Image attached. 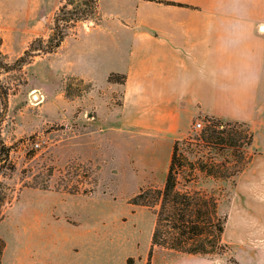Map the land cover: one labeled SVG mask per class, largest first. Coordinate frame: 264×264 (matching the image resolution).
<instances>
[{
  "label": "rangeland",
  "instance_id": "374dc122",
  "mask_svg": "<svg viewBox=\"0 0 264 264\" xmlns=\"http://www.w3.org/2000/svg\"><path fill=\"white\" fill-rule=\"evenodd\" d=\"M66 1L0 0L2 58L13 63L35 38L48 39L54 31L56 14ZM254 3L255 17H264L261 0ZM102 17L98 8L96 18L69 23L67 36L56 51L36 52L21 69L0 73L10 88L9 107L0 130L5 142L13 146L11 158L17 165L13 173L0 178L12 196L1 209L5 213L1 220L7 215L15 220L42 211L67 213L107 227L111 237L117 231L114 229L120 228L118 232L125 235V241L138 249L130 258L134 263L149 259L157 215L155 209L132 201L143 188L164 186L171 149L165 133L141 132L139 124L122 120V82L108 79L95 84L77 75L85 66L92 40L103 34L98 30ZM262 23L259 21L255 29L264 38ZM95 44L101 46L99 54L103 56L102 43ZM107 58V54L105 61L99 58V69L109 70ZM118 74L119 78L123 76ZM2 109L0 99V113ZM198 120L203 127L196 128ZM208 124L206 117L196 115L190 121L189 133L180 139V152L189 169L207 164L223 176L198 170L190 174L189 170L180 178V186L216 195L221 213L228 215L223 235L228 243L226 251L209 257L219 264H264V249H246L244 239L234 240L236 226L247 225L245 214L236 211H245L238 179L251 159V148L246 144L227 146L219 136L208 138L203 133ZM247 126L233 127L241 132ZM189 137L194 139L182 141ZM254 226L263 227L257 220Z\"/></svg>",
  "mask_w": 264,
  "mask_h": 264
},
{
  "label": "crops",
  "instance_id": "0c3cea01",
  "mask_svg": "<svg viewBox=\"0 0 264 264\" xmlns=\"http://www.w3.org/2000/svg\"><path fill=\"white\" fill-rule=\"evenodd\" d=\"M98 1L103 17L96 29L103 34L92 40L77 75L96 84L123 73L122 120L169 136V164L175 141L189 133L196 115L246 122L253 142L238 179L245 211L236 212L245 214L247 225L236 226L234 240L264 249V38L255 29L264 17H255V0ZM260 6L264 11V0ZM105 54L106 71L97 65ZM76 218L42 211L15 220L7 215L0 221L2 264H130L138 249L120 228L111 237L109 228ZM256 220L263 227L254 226ZM158 248L151 264H219L208 255Z\"/></svg>",
  "mask_w": 264,
  "mask_h": 264
},
{
  "label": "trees",
  "instance_id": "16d2710c",
  "mask_svg": "<svg viewBox=\"0 0 264 264\" xmlns=\"http://www.w3.org/2000/svg\"><path fill=\"white\" fill-rule=\"evenodd\" d=\"M98 8V0H67L56 14L54 31L48 39L35 38L24 54L13 63L5 61L0 54V73L21 69L37 53L56 51L67 36L68 24L96 18ZM118 75L113 72L109 79L124 82L125 75L123 74L120 78ZM9 95L10 88L0 78V99L3 104L0 122L5 118L8 110ZM205 117L209 124L203 129V133L208 134V138L219 136L223 143L232 147L239 144L247 146L252 144L253 133L246 122L224 121L216 116ZM236 124L246 125L247 129L239 132L233 127ZM192 139L194 138L189 137L182 141L189 142ZM12 150L13 146L5 142L0 130V178L17 169V165L11 158ZM180 150L181 140L178 139L173 146L164 186L143 188L132 201L134 204L155 209L157 215L147 264H151L157 246L186 253L213 256L225 252L224 248L228 245L223 239L228 215L221 213L218 197L202 189L193 190L180 186V178L185 177L189 170L190 174H194L198 170L215 177H221L223 174L214 167H208L207 164L193 165L189 169L188 161ZM4 185V181L0 179V220L5 215L4 212L1 213L2 207L12 200V196L9 191L5 190ZM5 246V240L0 237V264H2ZM129 262L132 264L133 259H130Z\"/></svg>",
  "mask_w": 264,
  "mask_h": 264
},
{
  "label": "built area",
  "instance_id": "2783aa9c",
  "mask_svg": "<svg viewBox=\"0 0 264 264\" xmlns=\"http://www.w3.org/2000/svg\"><path fill=\"white\" fill-rule=\"evenodd\" d=\"M201 127H203V122L201 120H198L196 122V128H201Z\"/></svg>",
  "mask_w": 264,
  "mask_h": 264
}]
</instances>
